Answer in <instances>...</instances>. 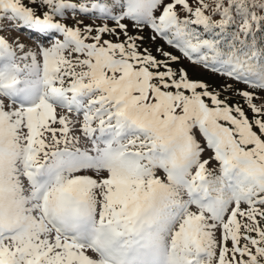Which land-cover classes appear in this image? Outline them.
<instances>
[{
	"label": "snow or ice",
	"instance_id": "snow-or-ice-1",
	"mask_svg": "<svg viewBox=\"0 0 264 264\" xmlns=\"http://www.w3.org/2000/svg\"><path fill=\"white\" fill-rule=\"evenodd\" d=\"M4 18L46 39L0 34V264H264V0H0ZM125 21L252 89L224 86L251 118Z\"/></svg>",
	"mask_w": 264,
	"mask_h": 264
},
{
	"label": "rangeland",
	"instance_id": "rangeland-1",
	"mask_svg": "<svg viewBox=\"0 0 264 264\" xmlns=\"http://www.w3.org/2000/svg\"><path fill=\"white\" fill-rule=\"evenodd\" d=\"M69 3H77L78 0H66V2ZM210 2V0H209ZM83 17L79 14H73L72 11L69 9L67 14L64 17V22L68 24L74 23L75 20L82 19ZM83 22L85 25H93L94 27L101 26L102 24L107 23L109 27H115L114 23L112 21H104L95 19V17L92 18H83ZM125 23L129 24V33L131 35H142L144 37L143 41H138L140 44V50L148 49L152 52L154 56H156L159 60H165L166 58L163 57L159 52L156 51V49L160 48L164 51L171 52L173 55L180 57V62L177 64H173L172 67L180 68L183 67L187 70L189 78L192 80H199L207 83L210 85V90L215 89L217 91H223L224 95L227 96L230 103L233 105L240 104L245 108V111L249 115V118H251V112L247 109V106L243 100L242 97L237 95L236 91L232 90H224L225 84H231L233 89L236 90H248L253 91L252 89H248L246 85L242 83H236L234 81L228 80L225 77H221L218 74H215L211 72L210 70L204 69L202 66L192 64L190 61H188L185 57H183L182 53H180L177 49L172 48L167 44L165 40L157 36L155 39H152L153 32L150 28H144L143 31L137 30L135 28L131 27V22L125 21ZM0 28L2 29H12L13 28V21L7 18L0 19ZM3 35H10L13 37L18 38L22 43H24L27 47L35 49L37 47V41H43L46 39V37L42 36L41 33L31 30L27 27L22 28L20 31H10V32H4L0 33ZM105 39H111L115 40L114 37L105 35ZM120 39L122 40L123 37L121 36ZM119 42V41H116ZM257 95L261 98H264V92H260L257 90ZM223 98V96L221 97ZM257 104L260 103V100L255 101ZM60 110H58L59 112ZM198 135L197 138L201 140V143H203V138ZM207 158V155L205 156Z\"/></svg>",
	"mask_w": 264,
	"mask_h": 264
},
{
	"label": "bare ground",
	"instance_id": "bare-ground-1",
	"mask_svg": "<svg viewBox=\"0 0 264 264\" xmlns=\"http://www.w3.org/2000/svg\"><path fill=\"white\" fill-rule=\"evenodd\" d=\"M200 138V137H199ZM201 139V138H200ZM201 141V140H200Z\"/></svg>",
	"mask_w": 264,
	"mask_h": 264
},
{
	"label": "trees",
	"instance_id": "trees-1",
	"mask_svg": "<svg viewBox=\"0 0 264 264\" xmlns=\"http://www.w3.org/2000/svg\"><path fill=\"white\" fill-rule=\"evenodd\" d=\"M68 3H69V1H68Z\"/></svg>",
	"mask_w": 264,
	"mask_h": 264
}]
</instances>
